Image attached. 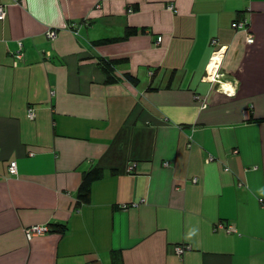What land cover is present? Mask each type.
I'll use <instances>...</instances> for the list:
<instances>
[{"label": "crops", "instance_id": "obj_1", "mask_svg": "<svg viewBox=\"0 0 264 264\" xmlns=\"http://www.w3.org/2000/svg\"><path fill=\"white\" fill-rule=\"evenodd\" d=\"M0 4V264H264V0Z\"/></svg>", "mask_w": 264, "mask_h": 264}, {"label": "built area", "instance_id": "obj_2", "mask_svg": "<svg viewBox=\"0 0 264 264\" xmlns=\"http://www.w3.org/2000/svg\"><path fill=\"white\" fill-rule=\"evenodd\" d=\"M14 1L16 2L17 0H14ZM167 8L172 10L173 6L172 5H168ZM5 16H6L5 7H4L3 4H0V20H3L5 18ZM232 28L237 29V30H240V29L244 30V32L246 33V37H245L246 42H248V43L253 42V40H254L253 34L249 31L248 22H247L246 19L241 20V21L233 22L232 23ZM46 36L48 38H50V39H53L56 36V32L54 30L50 29V30L47 31ZM160 40H161L160 37H158L157 38V42H159ZM213 43L215 44L216 42L213 41ZM21 50H22V45H21V42H19V49L17 50V52L15 54L16 59H20L22 57ZM216 53L220 55L219 62L216 65V67H215V69H214V71H213V73L211 75L207 71V76L211 77L212 81L218 82L219 84L222 85V84H225V82H222L223 73H221L219 71V66H220V63H221V61H222V59L224 57V50L220 47L217 50H215L213 55L216 54ZM224 92L228 96H230L233 93L228 88ZM28 116L30 118H33L34 114H33V110L32 109L28 110ZM135 166H136L135 163L129 164L128 171H131L132 169H134ZM8 171H9V173L11 175H17V166H16L15 162H11L9 164ZM193 181H196V180L194 179ZM23 231H24V234H25L26 238L28 240H31L34 236L42 235L45 232H47L48 228L46 226L33 225V226L25 227L23 229ZM184 250H185V248L183 246H176L175 247V252L177 254H181Z\"/></svg>", "mask_w": 264, "mask_h": 264}, {"label": "trees", "instance_id": "obj_3", "mask_svg": "<svg viewBox=\"0 0 264 264\" xmlns=\"http://www.w3.org/2000/svg\"><path fill=\"white\" fill-rule=\"evenodd\" d=\"M113 40H116V39H113ZM107 41H111V40H109V39L103 40V42H107ZM102 62H103V66H104L107 74H109V72L111 71V69L113 67V63L110 61H104V60ZM100 176H101V170L97 169V168L91 169L84 174L82 182H81L79 190H78V198H79L80 203L88 202L89 188L91 186V183L93 181H95L96 179H98Z\"/></svg>", "mask_w": 264, "mask_h": 264}, {"label": "bare ground", "instance_id": "obj_4", "mask_svg": "<svg viewBox=\"0 0 264 264\" xmlns=\"http://www.w3.org/2000/svg\"><path fill=\"white\" fill-rule=\"evenodd\" d=\"M223 88H225V89H227V88H228V89H231V86H229V85H227V84H224V85H223Z\"/></svg>", "mask_w": 264, "mask_h": 264}]
</instances>
